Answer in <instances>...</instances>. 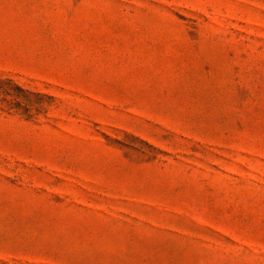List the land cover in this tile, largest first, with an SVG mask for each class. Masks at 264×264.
<instances>
[{
	"label": "rangeland",
	"instance_id": "1",
	"mask_svg": "<svg viewBox=\"0 0 264 264\" xmlns=\"http://www.w3.org/2000/svg\"><path fill=\"white\" fill-rule=\"evenodd\" d=\"M0 264H264V0H0Z\"/></svg>",
	"mask_w": 264,
	"mask_h": 264
}]
</instances>
